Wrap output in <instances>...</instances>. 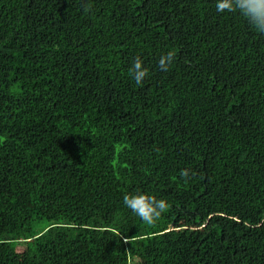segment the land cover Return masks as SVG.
I'll use <instances>...</instances> for the list:
<instances>
[{
  "label": "trees",
  "instance_id": "trees-1",
  "mask_svg": "<svg viewBox=\"0 0 264 264\" xmlns=\"http://www.w3.org/2000/svg\"><path fill=\"white\" fill-rule=\"evenodd\" d=\"M216 2L0 0V264H264V34Z\"/></svg>",
  "mask_w": 264,
  "mask_h": 264
},
{
  "label": "clouds",
  "instance_id": "clouds-1",
  "mask_svg": "<svg viewBox=\"0 0 264 264\" xmlns=\"http://www.w3.org/2000/svg\"><path fill=\"white\" fill-rule=\"evenodd\" d=\"M85 11L91 10V3L85 6ZM216 10L220 13H239L249 26L257 33L264 34V0H217ZM176 56V50H172L162 55L159 59V67L167 72ZM136 85L141 86L149 76L148 68L143 66V61L137 57L129 70ZM195 173L189 169L180 172V176L189 180ZM123 204L137 215L145 224L154 225L163 213H166L170 205L163 199L155 196L137 193L123 196Z\"/></svg>",
  "mask_w": 264,
  "mask_h": 264
}]
</instances>
